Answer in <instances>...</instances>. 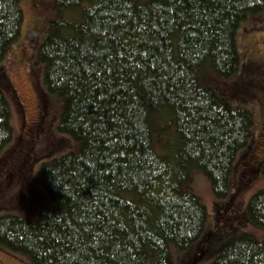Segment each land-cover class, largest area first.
Masks as SVG:
<instances>
[{"label": "trees", "instance_id": "1", "mask_svg": "<svg viewBox=\"0 0 264 264\" xmlns=\"http://www.w3.org/2000/svg\"><path fill=\"white\" fill-rule=\"evenodd\" d=\"M20 1L0 0V62L21 32ZM53 1L61 17L38 58L63 100L57 131L80 149L40 164L57 209L36 222L0 215V245L33 264H174L171 244L187 250L207 223L204 202L183 189L191 168L227 209L237 155L254 144L252 113L200 86L197 70L238 72L236 31L264 0ZM74 9L80 19L62 17ZM10 119L0 89V151L13 139ZM245 209L238 217L264 230V189ZM204 264H264V239L242 232Z\"/></svg>", "mask_w": 264, "mask_h": 264}, {"label": "rangeland", "instance_id": "2", "mask_svg": "<svg viewBox=\"0 0 264 264\" xmlns=\"http://www.w3.org/2000/svg\"><path fill=\"white\" fill-rule=\"evenodd\" d=\"M19 5L24 16L21 32L0 62V89L10 105L13 134L11 143L0 151V215L12 213L36 222L45 209H57L40 182V164L70 151L78 152L80 145L71 136L57 131L63 100L47 90L43 81L45 68L38 58L39 46L52 31L51 22L61 15L55 12L53 0H22ZM62 17L80 19L81 13L78 9L65 10ZM238 27L235 35L240 59L238 72L224 78L207 62L197 70V83L211 87L226 103L252 113L254 144L248 152L246 147L237 155L239 161L229 176L230 194L238 189L227 209L225 199L219 210L203 170L191 168L183 189L204 202L207 223L203 236L187 250L180 251L171 244L174 264L209 263L217 249L242 232L256 241L264 239L262 228L238 217L243 211L246 215L250 197L264 189V177L258 170L264 160V13L248 15ZM209 226L213 237H207ZM0 264L33 262L27 255L0 245Z\"/></svg>", "mask_w": 264, "mask_h": 264}]
</instances>
